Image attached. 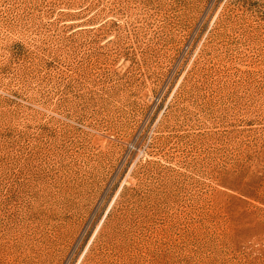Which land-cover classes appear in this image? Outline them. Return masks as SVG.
Instances as JSON below:
<instances>
[{"label":"rangeland","instance_id":"rangeland-1","mask_svg":"<svg viewBox=\"0 0 264 264\" xmlns=\"http://www.w3.org/2000/svg\"><path fill=\"white\" fill-rule=\"evenodd\" d=\"M0 264H264V0H0Z\"/></svg>","mask_w":264,"mask_h":264}]
</instances>
